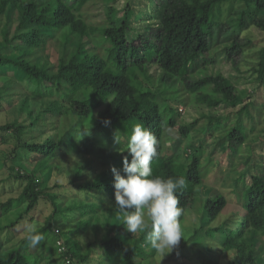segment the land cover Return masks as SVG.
Masks as SVG:
<instances>
[{
    "label": "trees",
    "instance_id": "16d2710c",
    "mask_svg": "<svg viewBox=\"0 0 264 264\" xmlns=\"http://www.w3.org/2000/svg\"><path fill=\"white\" fill-rule=\"evenodd\" d=\"M156 1L161 7L160 22L148 24L145 34L139 33L135 42L129 36L133 10L128 3L122 9L108 4L106 19L97 24L90 23L85 14L87 0H0V74L15 70L23 76L20 82L9 79L0 85V108H14L18 101L19 114H25L20 122L15 119L0 124V141L11 134L15 140L12 156L25 149L38 157L34 169L24 174L15 173V167L10 166V177L21 181L23 187L17 197L0 202V264H39L45 252H50L45 264H146L153 257L145 240L150 227L133 236L124 224L126 213L120 227L112 223L115 189L111 168L122 169L135 124H142L158 140V155L151 162L153 175L186 181L177 191L181 217L194 209L206 221L187 230L186 245L174 253L173 263L185 259L182 264H193L185 256V246L213 257L216 244V249L230 251L227 264H264V259H259L262 252L248 240L251 233L264 235V157L248 167L249 161L244 162L247 169L232 187L238 202L219 221L228 198L218 190L211 197H202L203 187L210 185L201 164L204 145L197 143V148H189L186 154L165 153L168 129L175 126L179 112L164 96L181 83L208 108L202 116L212 132L221 134L215 145L226 143L236 155L258 120L262 117L264 121V93L261 103L239 107L234 82L221 73L207 71L217 63L211 50L223 34H228L229 41L216 55L232 61L237 71L246 64L257 45L242 33L252 24L264 29V0ZM119 11L122 16L118 18ZM13 21L17 23L11 31ZM48 44L60 46L56 65L39 56ZM253 56L257 61L249 69L251 78L264 91V46ZM154 66L162 72L159 90H152L141 79L149 77ZM32 102L39 104V111L31 108ZM228 106L232 111L222 114ZM35 128L45 137L36 140ZM193 128V123L178 125L184 137ZM116 132L120 146L114 145ZM63 152L80 160L67 184L49 187L50 161ZM90 167L95 170L92 177H77ZM36 172L45 178L38 179ZM218 172L214 187L220 186L226 175L221 167ZM43 200L52 210L35 229L43 237L38 246H29L27 237L33 230L14 242L12 237L2 236L6 230L13 232L27 216L34 220ZM60 223L71 227L59 234L54 227ZM89 230L93 239L82 243L79 236ZM62 238L63 250L57 246ZM211 257L201 260L202 264L212 262Z\"/></svg>",
    "mask_w": 264,
    "mask_h": 264
},
{
    "label": "rangeland",
    "instance_id": "374dc122",
    "mask_svg": "<svg viewBox=\"0 0 264 264\" xmlns=\"http://www.w3.org/2000/svg\"><path fill=\"white\" fill-rule=\"evenodd\" d=\"M126 3H128V5L132 7L133 10L130 18L131 27L129 36L131 39L133 38L136 40L135 42H138L139 37L137 35L139 33L145 34L146 26L148 24H158L160 22L161 7L160 3H158L156 0H87L84 6V11L90 23L99 24L103 21V19H106L105 9L108 4L114 5L117 9H122ZM121 16L122 12L119 11L117 17L119 18ZM16 23V21H13L10 24L11 31L16 26ZM242 35H245L246 38L254 40L257 46L254 47L255 49H251L252 52H250V55L247 56L246 64L241 65V70L237 71V69L232 64V61L226 60L225 58L216 55V52H221L223 47L228 44V34H223L219 38V41H215L213 44L214 48L211 50V53L217 57V63L210 65L207 71L210 74L221 73L224 76L229 77L234 82L238 88L240 99L239 107L244 103L253 101L256 103H261L262 95L264 93L263 87L258 85V83L255 82L253 78H251V72L249 71L252 63L257 61V56H253L254 51L257 50L258 47L264 46V29L252 24L248 29L243 31ZM59 51L60 46L57 47L52 44H48L42 49L39 56L41 59L49 60L53 65H56L60 56ZM161 74V70L154 66L149 72L150 76L145 78L142 76L141 79L144 80L152 90H159ZM22 78L23 76L21 72L9 70L7 74H0V85L4 84L9 79L20 82ZM24 84H26V82H23V85ZM176 87L178 88L177 90H169L164 95L168 98L167 102L172 104L173 107L178 108L177 112H179L175 126L168 129L165 138V153L167 155L171 153L186 154L189 148H197V143L204 145V154L201 159V164L203 166L204 178L206 182L212 186L206 184L203 187L202 197H211L214 195L213 192L218 190L228 198V207L219 216L218 220L220 221L235 209L234 204L238 202V197L232 187L234 185V180L240 175L241 171H243V169H247L244 162L249 161L247 164L248 167L253 161L258 164V161L262 160L264 157V121L261 117V120H258L254 131L250 135L249 140L242 146L236 155L231 154L226 143L222 145H215L216 141L219 140L218 138L221 137V134L212 132L207 124L206 118L202 116L208 111V108L204 104L198 103L194 96L189 93L181 83H179V85ZM14 105V108H9L7 105H4L0 108V124L9 123L15 119H18L19 122L24 120L23 118L25 117V114H19V102L16 101ZM31 108L35 111H39L40 106L39 104L32 102ZM230 108L231 107L229 106L226 107L225 109L221 110V113L226 114L232 111ZM187 123H193L194 128L190 134L184 137L179 134L178 125ZM40 130V128H35L33 130V135L36 136V140H40V138L42 139V137H45L42 132H39ZM39 133H41V136H39ZM14 142V137L11 134L6 135V140L4 142L0 141V202H4L11 197H17L23 187L21 181L12 176L10 177V166L15 167V173L18 170L19 173L24 174L34 169L36 160L38 159L36 154L30 153L25 149H18L16 153L17 155L12 156L11 151L13 149ZM211 148H214L212 152H210ZM78 160H80L79 157L66 154L64 152L63 154L59 155V157L52 159L50 162L53 164V168L50 170V174L48 176V186L52 187L55 183L67 184L69 177L74 175L72 171L76 167ZM219 167H221L222 170H226V175L222 184H220V186L214 187V181H216L218 176H220V173L218 172ZM94 174L95 170L93 167H90L85 168V170H83L77 177L85 179L92 177ZM35 175L40 180L45 178V174L40 172H36ZM245 179H249L248 174L245 176ZM203 198L201 199L202 201ZM51 210V204L43 200L35 212L34 220L31 221L27 216L23 222L17 225L16 229H13V232L10 231L9 233L6 230L2 236L12 237V242L19 241L20 239L24 238L29 231L35 230L42 226L45 218L51 213ZM197 212L198 211L192 209L190 211L183 212V216L179 218L183 237L181 238L179 245L171 252L168 249H166L164 252H158L151 246L148 247L149 253L153 257L148 259L146 264H174V261L171 259L173 258V255L176 251L186 245L184 242V236L186 235L187 230H191L200 223L202 224L203 222H206L205 220L199 218ZM123 215L124 213L119 212L115 208L112 219L113 225L120 227L119 224ZM69 227H71V225L68 226L60 223L58 225L56 224L54 229L60 234ZM142 231L143 230L138 231L135 234L129 231L127 232L133 236H138ZM93 237L94 234L92 230H89L84 235L79 236V239L82 243H86L92 240ZM60 240H62V243H57V246L62 248L64 238ZM248 240L252 242L256 249L262 252V255L259 256V259H264V235L258 236L255 233H251L248 236ZM65 247L67 248L66 245ZM216 248H218L217 245L213 244V254H211L213 257L208 256L207 252H195L194 250L189 249L188 246H185L184 250L186 253V258L193 260V264H202L201 260L203 261L204 258L208 257H211L210 260L213 263L209 262L207 264H227L226 257L230 254V251H222ZM187 249H189V251L186 252ZM165 252L170 253L165 255ZM49 256L50 252H45V256L43 258L44 260H41L39 264H45ZM183 260L177 261L175 264H182L184 263Z\"/></svg>",
    "mask_w": 264,
    "mask_h": 264
},
{
    "label": "clouds",
    "instance_id": "9594fccd",
    "mask_svg": "<svg viewBox=\"0 0 264 264\" xmlns=\"http://www.w3.org/2000/svg\"><path fill=\"white\" fill-rule=\"evenodd\" d=\"M114 145L120 146L117 132L114 133ZM126 151L128 155L123 157L122 169L111 168L115 208L126 213L124 224L127 231L135 234L150 227L146 242L158 252L166 249L171 252L183 237L179 223L182 209L177 191L185 187L186 181L183 177L162 179L153 175L151 162L158 155V140L142 124L133 125ZM27 239L30 247H36L43 237L33 230Z\"/></svg>",
    "mask_w": 264,
    "mask_h": 264
}]
</instances>
